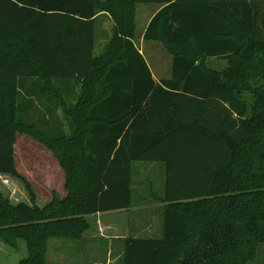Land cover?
<instances>
[{"label":"trees","instance_id":"16d2710c","mask_svg":"<svg viewBox=\"0 0 264 264\" xmlns=\"http://www.w3.org/2000/svg\"><path fill=\"white\" fill-rule=\"evenodd\" d=\"M148 3L162 7L144 40L165 42L173 56L171 77L160 80L133 41L134 12ZM101 12L112 18L115 36L96 55ZM188 43L226 67L208 69ZM32 78L55 101L42 105L58 108L73 124L70 136L51 138L23 123L21 108H32L23 82ZM62 81L70 91H60ZM30 128L67 175V196L43 206L16 168L18 132ZM136 162L164 165L157 197L162 227L158 236L129 235L121 264L258 258L264 0H0V174L21 179L30 194V203L15 204L0 192V238L12 248L26 242L28 255L19 264H47L51 238L83 239L88 215L134 207Z\"/></svg>","mask_w":264,"mask_h":264},{"label":"rangeland","instance_id":"374dc122","mask_svg":"<svg viewBox=\"0 0 264 264\" xmlns=\"http://www.w3.org/2000/svg\"><path fill=\"white\" fill-rule=\"evenodd\" d=\"M141 6H148L150 10H153L157 4L151 3ZM144 7L136 8L134 12L133 41L137 45L136 47H142L143 56L156 78L171 77L173 56L169 52L167 44L163 41L144 40V33L148 26L147 24H149V19L148 17L146 18V15L151 17L153 14L152 12L150 13V10L145 12ZM110 20L113 21L111 17ZM109 24L104 19L98 22V47L96 51L98 55L105 51L107 45L115 36V25L112 27ZM105 43L106 46H104ZM185 47L190 54L198 55L199 62H202L210 70L221 71L226 67L227 63L224 60L201 57L195 52V48L191 43H188ZM21 111L20 118L24 124L36 126L35 128L48 137L55 138L72 134L73 124L67 122L62 111L58 110V108L42 105L34 108L22 107ZM134 167V188L136 189L134 201L136 205L130 211L129 219L126 221V216L123 214L116 215L113 218L112 214L93 215L88 218L91 229L93 226L96 229L100 228V234L97 235L95 242V244L97 243L95 245L97 253L93 254L99 264H121L122 245L115 244L109 253L110 247L102 241L105 238L102 234L110 233L109 229L104 227L110 221L119 222V230L115 232V235L151 237L160 234L162 207L164 206L157 200V197L158 195L160 196L165 182L164 165L151 162H136ZM16 168L19 174L31 185L36 195V203L40 206L47 204L55 196L58 198L67 196V175L65 169L60 164L50 145L41 139L39 135H35L31 128L29 131L21 130L18 132L16 140ZM140 181H144V186H141ZM0 192L15 204L20 201L30 203V194L24 181L11 175H0ZM141 198H144V206L139 205ZM105 226L111 227L110 225ZM79 242L66 238H51L48 242L47 264H87L88 261H85L84 258L87 246L80 245ZM81 251L82 253H80ZM71 254H75L73 255L75 256L74 259H76L74 262L70 260ZM27 255V244L24 240L19 241L17 248H12L0 238L1 264H19ZM251 264H264V247L260 248L258 258Z\"/></svg>","mask_w":264,"mask_h":264},{"label":"crops","instance_id":"0c3cea01","mask_svg":"<svg viewBox=\"0 0 264 264\" xmlns=\"http://www.w3.org/2000/svg\"><path fill=\"white\" fill-rule=\"evenodd\" d=\"M148 4H151V3H148ZM141 5H146V4H139L137 6V8L140 9V7H144V6H141ZM161 7H162V5H159V4H157L156 8H154L153 10H150V8L148 6L144 7V11L145 12H147V10H150V13L151 12L153 13L151 17H149V15H146V18L148 17L149 22L152 19V17L161 9ZM103 19L106 20V23H108V24L110 23L109 26L112 25V27H113V25H114L113 21L110 20V16L109 15H107V14H105L103 12L97 14V16H96V46H95V51H94L96 55H98L96 53L97 47H98V40H97L98 22L103 20ZM104 46H106V43H105ZM143 47H144V44H143ZM137 48L143 54L142 47H140V48L137 47ZM154 78L157 79V80H160L161 78H167V77L156 78L154 76ZM21 83H22V80H21ZM23 84H25V87L30 92H32L30 95L27 96V99H29L32 108H34L35 106H42V104L44 102L45 103L47 102L46 104L55 105L54 99H50L49 97L44 96L42 93H39V91L36 89L37 79H35V78L34 79L33 78L32 79H28V80L24 81ZM70 89H71L70 82L62 81L60 83V91L61 92L62 91L68 92V91H70ZM20 90H22L21 87H20ZM34 91H37V92H34ZM77 91H79V90H78V87L76 86V92ZM15 160H16V144H15ZM158 167H161V166H158ZM134 170H135V167H134ZM0 175L3 176V175H6V174H0ZM140 182H141V186H144V184H145L144 181H140ZM143 200H144V198L140 199V201H139V205L140 206H144L145 202H143ZM163 206H164V204H163ZM132 208L127 209V210H123V211H112V212H106V213H97V214L88 215L86 217L88 219L90 216H93V215L112 214L113 215L112 218H113L116 215L123 214V215L126 216V221H127L129 219L128 215H129V213H131L130 211L132 210ZM105 225H110L111 227L108 228ZM105 225H104V227H106V229H109L110 233L102 234V235H104L103 237H105V238H103L102 241L107 243L108 246L110 247V251H108V252L109 253L111 252V249H112V247L115 246V244H119L120 246L122 245V253H123V246H124L123 241L128 236L127 235H124V236L115 235V232L119 230V222L118 221H116V222L115 221H110L109 223H107ZM99 230H100V228L96 229L93 226L92 229L90 228L84 233L83 239L79 240L80 241L79 242L80 245L82 244V245H86L87 246L86 249L82 247L83 249L86 250L85 251V255L86 256L84 258H85V261H88L87 264H99L98 261L96 260V258H94V255H93L94 253H97V247L95 246L97 243L95 244V242H96L97 235L100 234ZM99 250H101V248H99ZM80 253H82V251ZM71 255H72V257L70 256V260L74 262L76 259H74L75 256H73V255H75V254H71ZM108 260H110V259L108 258Z\"/></svg>","mask_w":264,"mask_h":264}]
</instances>
